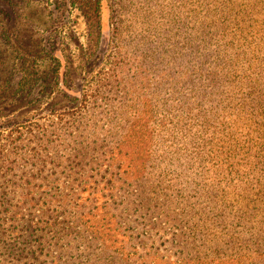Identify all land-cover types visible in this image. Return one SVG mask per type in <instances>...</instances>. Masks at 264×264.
Returning a JSON list of instances; mask_svg holds the SVG:
<instances>
[{"label":"trees","instance_id":"obj_1","mask_svg":"<svg viewBox=\"0 0 264 264\" xmlns=\"http://www.w3.org/2000/svg\"><path fill=\"white\" fill-rule=\"evenodd\" d=\"M83 1L106 91L144 86L70 93L54 138L9 145L8 202L26 159L40 172L71 155L48 203L21 201L42 215L34 243L0 223L1 264H264V0H109L106 33L103 0Z\"/></svg>","mask_w":264,"mask_h":264},{"label":"rangeland","instance_id":"obj_2","mask_svg":"<svg viewBox=\"0 0 264 264\" xmlns=\"http://www.w3.org/2000/svg\"><path fill=\"white\" fill-rule=\"evenodd\" d=\"M83 3V0H0V187L5 185L2 175L8 173L9 167L2 160L6 149L12 144L19 145L17 151L29 150L35 146L42 130L47 131L49 138H54L60 119L77 110L70 93H88L87 97L91 93H133L144 86L133 76L128 82L113 81L114 88L106 91L101 79L109 71L110 64L102 58L103 48L100 49L101 58L99 51L91 54L97 28L94 19H87L83 12ZM109 4V0H103L102 29L105 33L112 21ZM98 104L106 107L102 100ZM60 153L67 155L66 159L71 155L66 147ZM66 159L58 166L51 162L41 167L40 172L26 159L24 167L12 171L16 176H6V179H18V187L6 189L11 191L7 197L9 202L0 197V223L9 221L3 225L9 235L15 236L18 232L34 243L37 235L31 228L42 224V215L37 209H32L33 213L28 215L30 210L23 204L27 197L40 199L37 193L44 190L40 201L48 203L55 186L51 179L69 173L65 170ZM44 176L51 182L43 181ZM33 203L35 200L29 205ZM15 213L27 222H12ZM43 260L44 257H39L37 262ZM9 261L10 264L18 262ZM28 261L21 259L19 264Z\"/></svg>","mask_w":264,"mask_h":264}]
</instances>
